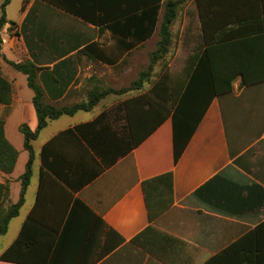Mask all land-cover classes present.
Returning <instances> with one entry per match:
<instances>
[{
	"label": "crops",
	"instance_id": "obj_1",
	"mask_svg": "<svg viewBox=\"0 0 264 264\" xmlns=\"http://www.w3.org/2000/svg\"><path fill=\"white\" fill-rule=\"evenodd\" d=\"M185 4L170 27L168 90L154 73L139 89L48 119L31 140V175L0 254L23 228L25 255L40 264H264V44L260 33L235 41L251 23L262 29L263 20L248 17L254 0ZM20 10L14 24L5 15L0 29V73L12 97L0 104V117L18 150L12 171L0 170L9 184L4 206L18 200L28 159L19 134L10 133L17 145L8 137L7 120L13 110L27 112L34 130L37 119L26 75L3 56L41 67L36 81L46 102L86 100L94 90L128 87L139 72L127 79L130 70L148 64L163 7L152 34L136 44L113 35L106 20L42 0H23ZM205 40L215 79L232 76V89L211 97L174 164L172 107L188 79L184 67L197 62ZM169 171L171 200L150 218L142 181Z\"/></svg>",
	"mask_w": 264,
	"mask_h": 264
},
{
	"label": "trees",
	"instance_id": "obj_2",
	"mask_svg": "<svg viewBox=\"0 0 264 264\" xmlns=\"http://www.w3.org/2000/svg\"><path fill=\"white\" fill-rule=\"evenodd\" d=\"M46 4L70 11L71 13L89 21H108L107 26L113 35L128 38L131 43H139L148 38L155 29L158 21V14L163 7L161 21L159 23L156 47L149 52V62L147 66L140 70L137 77L132 80L128 87L118 90L106 88L92 91L86 100L64 104L53 105L45 101L43 87L36 81L38 70L41 67L34 64L30 59L14 62L7 58L4 60L14 69L26 75L27 85L33 90L32 104L34 106L37 124L31 130L26 122L19 124L18 129L23 135V147L28 151V159L25 169L20 177V192L16 202L4 206V201L9 193L7 181L0 182V235H3L8 228L11 217L18 213V209L23 203L24 191L31 175L33 161V148L31 140L37 136L39 130L44 127L48 119L56 118L61 114H71L78 109L89 110L105 94L109 92H124L128 89H139L143 84L151 79L155 64L165 59L172 41L171 23L183 9L186 0H42ZM198 2V0H196ZM10 0H3L1 3L0 29L6 22L5 6ZM257 10H251L249 18L260 16L263 20L262 29H256L254 23L245 26L242 33L237 34L236 42L245 39L250 33H260L264 44V0H254ZM245 17V16H242ZM243 20V18H242ZM245 20V18H244ZM14 24V22H11ZM251 28V29H248ZM260 31V32H259ZM1 43V37H0ZM211 42H203L204 49L197 57L195 64L184 67L187 80L183 91L172 107V144L173 163L175 164L184 150L190 136L194 132L201 119L211 97L219 93L232 89V76L226 75V79H215V67L211 58L209 45ZM207 76L208 79L203 77ZM243 83H249L245 80ZM169 72L166 68L158 73V86L166 85L169 88ZM11 83L0 73V104L8 105L11 102ZM104 113L101 114L103 116ZM100 116V117H101ZM18 150L7 140L4 134V119L0 117V170L11 172ZM145 193L146 204L149 210V217L153 218L155 213L163 209L171 200L172 194V173L171 171L161 175L151 177L142 181ZM25 240L23 238V228L16 239L0 254V260L12 261L16 263L40 264L39 260L34 262L26 257Z\"/></svg>",
	"mask_w": 264,
	"mask_h": 264
},
{
	"label": "rangeland",
	"instance_id": "obj_3",
	"mask_svg": "<svg viewBox=\"0 0 264 264\" xmlns=\"http://www.w3.org/2000/svg\"><path fill=\"white\" fill-rule=\"evenodd\" d=\"M3 0H0V15H1V3H2ZM22 1L23 0H10V2L7 4V6L5 7V15L7 17V19H9L10 21H17L18 18L20 17L21 15V5H22ZM186 3V1H185ZM184 3V7H185V4ZM183 7V8H184ZM29 19H26V22H28ZM24 27H25V23H24ZM17 31H12L11 34H16ZM152 40L151 39L148 43L152 46ZM156 47V46H154ZM154 49V48H153ZM168 53L166 54L165 56V59H161L159 60L155 66H154V70H153V74H157L159 73L162 69H164L165 67L168 68ZM147 66V62L145 64H139L138 66H134L131 70H130V73L129 75L127 76V79H131L132 77H134L138 71L144 69L145 67ZM5 73V72H4ZM18 80H23L22 77L20 75H18ZM25 80V78H24ZM24 82V81H23ZM27 87H24V90H27L25 89ZM28 91V90H27ZM26 96L27 94L25 93V91L23 92V97L26 99ZM28 119V114L27 112H22L18 109L16 110H13V112L11 113L10 117L8 118L7 120V124H6V132H7V135L10 139H12V141L17 145V142L16 140H14L11 136H10V133L11 132H15L16 134H19V142L18 143H21L22 140H23V136L21 135V133H17V127H16V123L18 121H22V122H26V123H29V120ZM21 122V123H22ZM39 142V139H37L36 141L33 142V144L37 145ZM14 231H15V225L14 224H9L8 225V229H7V232L4 234V235H1L0 236V251L3 250V248L5 247V245L9 242L10 238L13 237V234H14Z\"/></svg>",
	"mask_w": 264,
	"mask_h": 264
}]
</instances>
